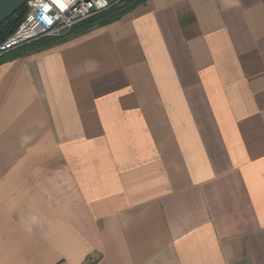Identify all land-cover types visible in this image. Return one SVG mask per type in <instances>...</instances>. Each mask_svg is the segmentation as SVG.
Listing matches in <instances>:
<instances>
[{
	"label": "crops",
	"instance_id": "crops-1",
	"mask_svg": "<svg viewBox=\"0 0 264 264\" xmlns=\"http://www.w3.org/2000/svg\"><path fill=\"white\" fill-rule=\"evenodd\" d=\"M71 35L0 64V264H264V0Z\"/></svg>",
	"mask_w": 264,
	"mask_h": 264
},
{
	"label": "built area",
	"instance_id": "built-area-1",
	"mask_svg": "<svg viewBox=\"0 0 264 264\" xmlns=\"http://www.w3.org/2000/svg\"><path fill=\"white\" fill-rule=\"evenodd\" d=\"M121 1L30 0L23 21L0 44V57L45 38H66L75 27Z\"/></svg>",
	"mask_w": 264,
	"mask_h": 264
},
{
	"label": "trees",
	"instance_id": "trees-1",
	"mask_svg": "<svg viewBox=\"0 0 264 264\" xmlns=\"http://www.w3.org/2000/svg\"><path fill=\"white\" fill-rule=\"evenodd\" d=\"M148 0H122L121 2L114 4L110 9L102 12L89 20L83 22L82 24L75 27L72 31V35L69 38L75 36H81L87 34L95 28H101L108 26L119 21L124 15L133 11L139 5L146 3ZM27 13V5L21 8L15 15L9 18L4 24L0 27V44L4 42L20 25V23L25 18ZM66 39H42L40 42V47L47 48L56 44L64 43ZM8 58L5 56L0 57V64L6 62Z\"/></svg>",
	"mask_w": 264,
	"mask_h": 264
},
{
	"label": "water",
	"instance_id": "water-1",
	"mask_svg": "<svg viewBox=\"0 0 264 264\" xmlns=\"http://www.w3.org/2000/svg\"><path fill=\"white\" fill-rule=\"evenodd\" d=\"M30 0H0V27Z\"/></svg>",
	"mask_w": 264,
	"mask_h": 264
},
{
	"label": "rangeland",
	"instance_id": "rangeland-1",
	"mask_svg": "<svg viewBox=\"0 0 264 264\" xmlns=\"http://www.w3.org/2000/svg\"><path fill=\"white\" fill-rule=\"evenodd\" d=\"M45 39H48V38H45ZM53 39V38H52Z\"/></svg>",
	"mask_w": 264,
	"mask_h": 264
}]
</instances>
